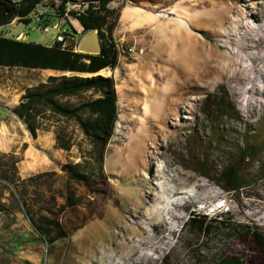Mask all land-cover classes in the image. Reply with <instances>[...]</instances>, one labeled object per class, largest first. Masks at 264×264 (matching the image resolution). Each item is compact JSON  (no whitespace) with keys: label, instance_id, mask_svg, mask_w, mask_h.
I'll return each mask as SVG.
<instances>
[{"label":"rangeland","instance_id":"obj_1","mask_svg":"<svg viewBox=\"0 0 264 264\" xmlns=\"http://www.w3.org/2000/svg\"><path fill=\"white\" fill-rule=\"evenodd\" d=\"M111 5L119 13L114 29L119 59L114 69L100 72L114 79L118 115L102 172L73 120L46 112L33 136L10 111L27 86L60 71L0 66V151L21 155V176L54 170L52 187L71 190L76 199L59 214L68 236L47 245L33 231L22 203L12 199L13 187L0 183V201L7 205L0 210V264H24V259L210 264L220 252L243 264H264L263 245L242 225L224 235L212 224L208 238L199 226L182 225L192 213L212 218L227 211L223 217L264 235V0H114ZM68 20L79 32L72 42L76 49L84 33L76 19ZM0 34L49 44L55 29H38L33 17L28 23L14 18L0 25ZM177 90L181 95H174ZM220 99H228L233 109H217ZM58 125L72 142L68 149L56 142ZM244 142L262 150L256 160L240 164L245 185L228 192L217 182L219 172L240 159ZM30 153L38 157L35 169L28 165ZM75 162L99 191L66 178L61 166Z\"/></svg>","mask_w":264,"mask_h":264},{"label":"trees","instance_id":"obj_2","mask_svg":"<svg viewBox=\"0 0 264 264\" xmlns=\"http://www.w3.org/2000/svg\"><path fill=\"white\" fill-rule=\"evenodd\" d=\"M112 1L114 0H0V25L14 18L28 23L31 20L29 14L39 3H43L48 9L45 21H51L56 17L65 18L66 33L73 38L79 32L68 20L70 17L77 20L82 33L93 28L98 29L101 50L97 54L77 51L73 43L63 46L60 41L54 40L52 43L43 44L0 34V66L60 71L47 75L44 81L27 86L18 102L10 107V111L23 120L33 136H36L41 123L40 118L46 112L58 116L60 121L73 120L91 145L89 155L99 172H102L105 149L114 132L118 115V94L114 79L112 75L99 72L107 67L114 69L119 59L118 45L114 39L119 13L118 8L111 5ZM70 2L80 3V6L66 11V6ZM203 35L211 40L208 32H203ZM86 92L92 95L82 97L81 95ZM175 94L181 95L179 90L175 91ZM71 97L78 98L71 101ZM215 104L219 110L234 107L228 99H220ZM55 138L58 146L62 148L68 149L72 145L62 125L56 127ZM261 150L257 145L244 142L240 159L225 166L219 172L217 182L222 181V187L228 192L239 191L245 185V174L240 164L256 160L255 157ZM20 159V154L0 151V183L4 186H7L5 182L13 185L17 196L15 198L10 191L12 199L16 204L18 200L22 203L38 238L45 244L52 245L56 240L68 236L69 230L60 220L59 214L65 208L74 205L76 199L71 190L66 193L62 187H52L50 179L54 180L56 174L54 170H42L21 176L17 169ZM63 171L67 179L84 185L87 190L91 192L100 190L90 174L80 169L79 162L66 163ZM199 171L207 175L203 169ZM212 192L203 196V200H207ZM30 193H34L35 199L30 197ZM6 209V202L0 201V210ZM224 214L227 215V211L207 218L205 213H192L182 225L199 226L205 238L214 232L212 224L217 230H225L224 235L242 225L244 232L251 234L264 247L262 232L249 225L234 223L228 216L223 217ZM23 263L31 264L27 259H24ZM210 264H243V261L236 255L220 252L214 253Z\"/></svg>","mask_w":264,"mask_h":264},{"label":"built area","instance_id":"obj_3","mask_svg":"<svg viewBox=\"0 0 264 264\" xmlns=\"http://www.w3.org/2000/svg\"><path fill=\"white\" fill-rule=\"evenodd\" d=\"M86 4V3H85ZM80 6V3L77 2H70L66 6V11L70 8L77 9ZM47 7L43 3H39L35 10L32 11L29 16L35 19L36 27L38 29H46L47 27H51L55 29V36L54 40H58L62 43V45H69L73 41V37L68 35L66 26L64 23H61L60 20H62V17H56L52 19L51 21H45L47 16ZM66 14V12H65ZM119 50V48H118ZM129 50H133V47H130Z\"/></svg>","mask_w":264,"mask_h":264},{"label":"water","instance_id":"obj_4","mask_svg":"<svg viewBox=\"0 0 264 264\" xmlns=\"http://www.w3.org/2000/svg\"><path fill=\"white\" fill-rule=\"evenodd\" d=\"M76 50L80 52L90 53V54H97L101 50V43L99 38V32L97 28H93L85 32L79 39ZM61 169L64 170L65 166L62 165ZM12 187L13 185L9 183ZM13 190L15 191L16 195L17 192L15 188L13 187ZM23 207V205H22Z\"/></svg>","mask_w":264,"mask_h":264},{"label":"bare ground","instance_id":"obj_5","mask_svg":"<svg viewBox=\"0 0 264 264\" xmlns=\"http://www.w3.org/2000/svg\"><path fill=\"white\" fill-rule=\"evenodd\" d=\"M38 157H36L34 154L30 153L28 155V165L32 168V169H35L38 165ZM29 167V168H30Z\"/></svg>","mask_w":264,"mask_h":264},{"label":"crops","instance_id":"obj_6","mask_svg":"<svg viewBox=\"0 0 264 264\" xmlns=\"http://www.w3.org/2000/svg\"><path fill=\"white\" fill-rule=\"evenodd\" d=\"M4 35H6V34H4ZM6 36H11V35H6ZM12 36H13V35H12ZM14 37H16V36H14ZM16 38H19V37H16ZM20 38L26 40L25 35L21 36ZM50 70H52V69H50ZM99 72H100V71H99Z\"/></svg>","mask_w":264,"mask_h":264}]
</instances>
